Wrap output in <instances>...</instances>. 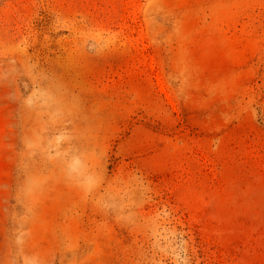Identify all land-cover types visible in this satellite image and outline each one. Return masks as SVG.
<instances>
[{
  "label": "rangeland",
  "instance_id": "rangeland-1",
  "mask_svg": "<svg viewBox=\"0 0 264 264\" xmlns=\"http://www.w3.org/2000/svg\"><path fill=\"white\" fill-rule=\"evenodd\" d=\"M0 264H264V0H0Z\"/></svg>",
  "mask_w": 264,
  "mask_h": 264
}]
</instances>
